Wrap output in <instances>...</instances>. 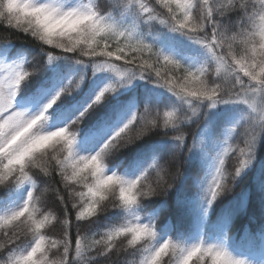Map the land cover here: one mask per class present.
<instances>
[{
	"label": "snow or ice",
	"instance_id": "obj_1",
	"mask_svg": "<svg viewBox=\"0 0 264 264\" xmlns=\"http://www.w3.org/2000/svg\"><path fill=\"white\" fill-rule=\"evenodd\" d=\"M116 3L122 15H132L131 25L113 22L110 13L102 14L92 0L70 7L57 0H0V24L29 34L42 46L103 58V63L94 65L96 70L111 68L118 76L133 69L137 75L147 72L157 84L189 105L192 116L204 101L209 102V107L230 102L246 104L252 115L245 117L243 147L232 148L236 158L233 170L225 168L227 149L219 155L205 188L210 206L231 189L232 182L250 162L254 143L264 130V0ZM233 14L235 19H229ZM141 21L155 22L201 45L210 54L209 61L186 66L145 42L136 35ZM2 42H8L6 35ZM53 58L48 52V59ZM113 58L123 60V70L110 62ZM29 75L20 64H0V186L14 190L28 186L21 205L0 214V264H89L96 256L133 249L141 255L128 264H244L224 245L203 240L183 246L169 239L153 247V224L138 222L136 215L103 232L83 231L85 223L91 224L98 212L128 210L138 199L166 193L179 177L180 169L170 172L153 161L149 166L153 173L145 172L135 179L105 174V154L134 143L157 126L159 114L149 116L147 110L135 126L134 115L94 154L76 156L73 145L81 120L114 86L98 92L65 127L46 131L45 109L70 95L79 87V81L72 88L67 84L60 88L36 114L10 111L21 81ZM194 103L196 106H192ZM187 119L190 117L178 116L174 110L166 111L160 126H175ZM175 139L183 143V132ZM40 176L47 177L49 183L40 185ZM49 193L55 194V206L48 205ZM108 264H112L111 259Z\"/></svg>",
	"mask_w": 264,
	"mask_h": 264
},
{
	"label": "trees",
	"instance_id": "obj_2",
	"mask_svg": "<svg viewBox=\"0 0 264 264\" xmlns=\"http://www.w3.org/2000/svg\"><path fill=\"white\" fill-rule=\"evenodd\" d=\"M93 5L102 14L110 13L111 18L115 20L126 18L133 20L129 12L121 14L123 10L117 6L116 0H93ZM229 19H235V14ZM138 28L154 46L159 47L162 42H166L178 53L196 58L202 63L210 59V54L201 45L179 33L170 32L155 22L146 24L141 21ZM5 35L7 43L2 42ZM42 47L45 50H42ZM0 51L6 53L8 58L25 57L22 68L29 71L30 75L21 81L17 89L19 99L32 97L58 81L67 84L69 88L79 81V87L74 88L70 95L62 96L51 105L45 114L47 119L43 121V128L47 129L54 124L68 125L92 99L94 89L100 82L114 87L105 93L102 102L81 120L77 140L110 126L121 112L126 110L128 103H136V120L132 126L138 123L140 115L145 110L149 116L158 113L157 126L152 127L134 143L108 152L102 162L104 167L115 169L119 173L130 172L135 164L144 163L145 166L152 161L158 166H166L170 172L179 168L180 175L172 188L162 195L138 199L135 208L142 219L154 224L159 235H165L173 242H185L193 236L204 203L201 199L204 195L199 186L206 170L198 152L199 136L204 130L208 131L209 143L217 145L223 141L225 131L237 121L238 124L228 142L229 153L225 158V168L233 170L236 158L232 148L237 145L243 147L245 117L252 115L249 107L243 104L231 105V102L209 107V102L204 101L199 103L197 114L192 116L189 105L184 104L167 88L157 84L155 77L147 72L137 75L133 69L124 76H118L111 68L96 70L94 65L103 63V58H87L81 56L78 51L69 53L51 46H42L29 34L2 24ZM48 52L52 53L53 59H48ZM113 60L110 62L116 63L123 70V60L115 61L114 58ZM210 79L217 78L210 76ZM192 106H196L195 103ZM173 110L178 116L184 115L190 119L180 120L175 126L161 127L163 113ZM180 132L184 134L183 143L175 139ZM153 171L149 168L146 172L151 174ZM37 179L42 186L49 183L47 177L40 176ZM14 191L0 186V206L7 204ZM47 202L50 207L58 203L54 193L47 195ZM127 220H129L127 210L106 209L98 212L92 218L91 224L85 223L82 230L99 233L119 226ZM203 233L205 238L211 234L222 236L236 251L245 253L256 251L258 236L264 234V130L254 143L250 162L232 182L231 189L226 190L211 204ZM140 255L141 253L135 249L122 251L120 254L112 252L94 257L89 264H108L109 259L112 264H128L129 261L138 260Z\"/></svg>",
	"mask_w": 264,
	"mask_h": 264
},
{
	"label": "rangeland",
	"instance_id": "obj_3",
	"mask_svg": "<svg viewBox=\"0 0 264 264\" xmlns=\"http://www.w3.org/2000/svg\"><path fill=\"white\" fill-rule=\"evenodd\" d=\"M37 2H45V0H37ZM58 3H62L65 7L74 6L78 3H86L87 0H57ZM93 3V0H92ZM113 22L117 23L121 26L131 25L133 20L130 18H126L124 20H115L111 18ZM136 35L141 37L145 42L152 44L153 42L149 41L142 33L140 32L139 28L137 27ZM159 48L164 51L167 54L172 55L175 59L181 61L186 66H192L196 67L202 64L198 59L196 58H190L187 56H184L180 53H178L172 45L166 42H162L161 45H159ZM25 62V57L18 56L13 58H8L6 53L0 51V64L3 65H9V64H20L21 66ZM64 84L61 81H58L51 87L47 89L41 90L38 94H36L33 97L25 98V99H18V93L16 94L12 107L10 111H23L27 115L36 114L41 111L42 107L47 103L50 102V98L54 96V94L62 88ZM108 83L100 82L96 85V88L94 89V95L92 98L100 92L102 89L106 88ZM230 104V103H228ZM225 104V105H228ZM241 105L243 103L240 102H231V105ZM245 107H248L246 104ZM126 110L122 111L121 114L117 117L116 121H114L110 126H106L102 130L93 133L89 137L83 139V140H75L73 145V150L76 156H88L94 154L100 146L104 143V141L111 136L116 130H118L120 127H122L124 124H126L130 119L133 118L135 115L136 110V103H128L126 105ZM50 108V107H49ZM49 108L45 109L44 114L48 111ZM238 124L237 121H234V123L231 124V126L225 131L223 141L217 145H212L209 143V134L208 131H203L201 135L199 136V143H198V152L201 156V159L203 160L205 164V177L201 182L200 190L201 193L204 195L201 197L202 200H204L203 208L200 211V217L197 221L196 230L192 237H190L185 242L181 241H175L183 246H190L194 243H197L201 240L209 243H219L224 245L227 250L236 258L241 259L244 261V264H264V234L258 236V241L256 242V251L252 253H245L242 251H236L232 249L228 243L225 241V239L220 235H209L207 238L204 237L203 233V226L204 222L207 218V215L209 213L210 206L207 203V196L205 194V188L207 186L208 181L211 180V177L215 171L216 167V161L219 157V155L224 152L225 149H227V152L225 153L224 159L227 157L229 153V139L233 135L234 129L236 125ZM65 127L63 124L61 125H52L49 128L45 129L46 131H55L59 128ZM231 131V135H229V132ZM153 163L149 162L144 166V163H138L133 166V169L130 170V172H117L115 169H109L104 167L105 174H112L115 173L122 178L126 180L135 179L136 177L140 176L142 173H145L150 167V165ZM28 190V186L25 185L24 187L20 189H15L13 194L10 196L8 202L6 205L0 206V214H3L5 212L11 211L21 205L23 200L25 199V194ZM206 199V201H205ZM128 217L131 219L133 215L139 216L140 223H152L151 221L144 220L141 218V216L137 213V209L135 208V205L127 210ZM153 224V223H152ZM154 226V224H153ZM154 231L156 233L155 238L152 241V246H158L160 243L164 242L165 240H169V237L165 235H159L157 231L154 228Z\"/></svg>",
	"mask_w": 264,
	"mask_h": 264
}]
</instances>
